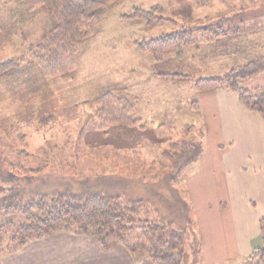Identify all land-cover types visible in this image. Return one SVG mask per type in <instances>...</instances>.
Returning a JSON list of instances; mask_svg holds the SVG:
<instances>
[{"label":"rangeland","instance_id":"rangeland-1","mask_svg":"<svg viewBox=\"0 0 264 264\" xmlns=\"http://www.w3.org/2000/svg\"><path fill=\"white\" fill-rule=\"evenodd\" d=\"M135 8L156 9L158 16L175 23L148 25L129 19ZM229 25L236 27L233 33H241L234 37L233 63L241 67L264 59V0H119L94 21L96 36L79 46L73 72L44 76L36 67L22 66L20 72L0 77V238L1 248L12 251L3 250L0 262L22 264L30 245L54 241L62 234L35 238L15 248L11 238L26 219L3 208L13 203L12 189L24 202L41 197L65 201L90 195L118 198L123 205L137 207V221L165 220L177 231L189 215L195 224L192 208L182 200L185 169L173 181L182 164L170 155L183 152V144L198 145L203 152L201 136L191 126L195 120L191 103L197 96L195 82L219 75L217 65L210 64L218 51L202 47L203 54L193 49L198 47L186 48L179 59L174 50L155 56L141 50L139 43L181 28L222 26L227 30ZM53 26L47 7L29 10L21 3L0 0V65L21 57L31 60V49ZM154 73L192 79L181 82L169 77L166 83L154 78ZM263 74L238 83L247 89L257 85ZM115 87H125L135 98L138 93L141 106L132 117L142 119V125L127 128L104 123L100 106L93 101ZM161 125L167 130L158 136ZM196 232L195 224V238ZM129 243L134 252L126 250L136 264H142L147 258L146 242L139 231ZM112 244L117 243L109 247ZM201 252L197 254L186 241L182 264H205ZM110 254L124 255L112 248Z\"/></svg>","mask_w":264,"mask_h":264},{"label":"trees","instance_id":"trees-1","mask_svg":"<svg viewBox=\"0 0 264 264\" xmlns=\"http://www.w3.org/2000/svg\"><path fill=\"white\" fill-rule=\"evenodd\" d=\"M8 3H21L35 10L38 7H47L54 20V26L48 36H45L37 45L31 49V60L26 57L10 60L0 65V77L6 79L14 72H20L21 67H36L44 76H58L71 73L76 68V56L79 46L96 36L93 28L95 20L106 14L111 5L119 0H7ZM132 20L144 21L148 25L156 22L168 21L157 15L156 9L142 10L135 8L129 17ZM231 29L224 30L219 26L214 29L180 30L164 34L160 37L139 43L141 50L151 52L155 56L161 55L169 50L177 52V58H183L186 48L198 47L199 38L208 33L215 38H220ZM264 73V59L252 61L244 66L232 70L224 78H200L195 82L198 92L226 88L239 95L241 101L253 112L264 116V90L248 91L239 85V81H251L259 74ZM162 78H173L179 81H189L191 76L182 74L160 75ZM93 103L100 106V114L105 122L110 125H121L134 128L141 125V121L132 117L137 98H135L125 87H115L108 90L102 96L94 99ZM107 120V122H106ZM143 129V126H142ZM166 131V126L157 128L158 136ZM183 152L171 154L170 156L177 164L179 170L172 178L177 181L183 169L195 162L202 154L198 145L183 144ZM2 189V188H1ZM3 191H7L2 189ZM14 189L9 190L13 195V203L3 208L8 213L22 214L26 222L21 224L14 233L11 240L14 247H24L33 239L55 233H70L96 239L104 249L109 248V243L115 242L134 252L129 238L139 231L140 236L146 242L147 258L142 264H182L183 246L186 241L191 248L199 254L202 246L195 238V224L189 217L177 231L171 229L172 223L165 220L151 222L137 221L134 218L137 207L134 205H123L118 198L90 195L82 198H72L70 201L64 199H49L41 197L24 202ZM7 197H10L7 195ZM187 206V205H186ZM188 207V206H187ZM185 211V210H184ZM191 211V210H190ZM262 246L254 249L245 264H264V215L260 221ZM3 238H0V253ZM5 252L11 253L7 248Z\"/></svg>","mask_w":264,"mask_h":264},{"label":"crops","instance_id":"crops-1","mask_svg":"<svg viewBox=\"0 0 264 264\" xmlns=\"http://www.w3.org/2000/svg\"><path fill=\"white\" fill-rule=\"evenodd\" d=\"M235 28L229 25L232 31ZM236 31L220 38L202 35L198 48H193L203 54L202 47L218 51V57L210 59V64L219 69L215 71L219 74L215 78L226 76L239 67L232 57L233 52L236 54L232 46H236L234 37L241 34ZM152 75L166 83L169 80L155 73ZM263 78L264 74L261 80H256L257 85L251 82L247 89L264 88ZM196 92L191 103L195 113L191 126L201 136L203 152L182 173L185 189L182 200L193 210L197 239L202 246V262L227 264L239 260L244 263L262 242L264 116L253 112L237 93L226 88ZM137 94L135 108L141 106ZM136 119L143 123L138 116ZM162 124L167 125V122ZM54 239L30 245L31 250L23 255L22 264H136L121 245L112 244L104 249L95 239L70 233L58 234ZM111 248L124 255L112 256Z\"/></svg>","mask_w":264,"mask_h":264}]
</instances>
